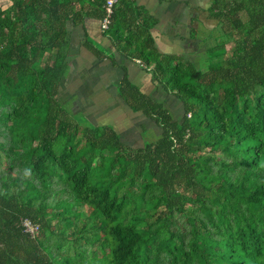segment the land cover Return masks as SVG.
<instances>
[{"label":"trees","instance_id":"1","mask_svg":"<svg viewBox=\"0 0 264 264\" xmlns=\"http://www.w3.org/2000/svg\"><path fill=\"white\" fill-rule=\"evenodd\" d=\"M78 1L0 9V264H264V0H212L199 62L161 53L156 18L116 5L106 30L183 106L176 120L124 76L120 95L162 129L140 147L58 97Z\"/></svg>","mask_w":264,"mask_h":264},{"label":"crops","instance_id":"2","mask_svg":"<svg viewBox=\"0 0 264 264\" xmlns=\"http://www.w3.org/2000/svg\"><path fill=\"white\" fill-rule=\"evenodd\" d=\"M11 3L12 0H0V9ZM100 3V0L77 2L76 8L82 15L77 21H69L71 61L60 81L58 97L72 114L80 113L85 123L110 125L123 142L140 147L157 140L162 129L141 110H133L120 95L118 87L124 76L145 95L160 101L176 120H180L176 116L183 106L175 95L155 82L152 65L129 56L130 49H123L124 42H118L116 34L102 28ZM121 3L125 8L124 1L117 4ZM132 3L140 10L137 20H142L145 14L156 18L151 33L161 53L194 58L200 36L194 38L193 30L200 29L212 0H132ZM123 9L118 10L117 19L127 27ZM128 33L129 30L125 35Z\"/></svg>","mask_w":264,"mask_h":264},{"label":"rangeland","instance_id":"3","mask_svg":"<svg viewBox=\"0 0 264 264\" xmlns=\"http://www.w3.org/2000/svg\"><path fill=\"white\" fill-rule=\"evenodd\" d=\"M203 22H204L203 23V29L212 28L213 26H215V23H216L215 21H212V20L208 19L207 16L204 18ZM217 34H218V32L216 30H214V31H206V30H204L203 32L200 33V35H202L203 37H206L207 41H206V43H201L199 45L198 50L196 49L197 53L194 56H192V57H194V58H192V60H194L196 62H199L202 58H204V56L206 57L205 50H206L207 47L213 46V45L216 44V42H217L216 35ZM227 48H228V50H231V45L228 44ZM70 111L72 112V110H70ZM73 115L76 116V118H78L80 120H83L82 119V115L80 113L79 114H73ZM182 115H183V110L179 109L178 115L176 117L181 119ZM146 140H150L149 137L146 136ZM129 145H133L134 146V144H131V143ZM135 147H137V146H135Z\"/></svg>","mask_w":264,"mask_h":264},{"label":"built area","instance_id":"4","mask_svg":"<svg viewBox=\"0 0 264 264\" xmlns=\"http://www.w3.org/2000/svg\"><path fill=\"white\" fill-rule=\"evenodd\" d=\"M118 1L119 0H105V11L101 21L103 29H108L110 27ZM138 61L143 63L141 59H138ZM22 226L24 231L28 232L32 236H35L40 231V223L34 221L31 217H24L22 219Z\"/></svg>","mask_w":264,"mask_h":264}]
</instances>
